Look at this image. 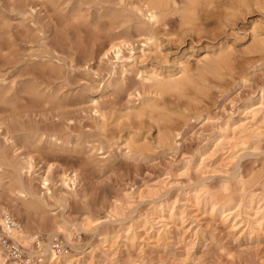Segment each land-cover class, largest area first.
Instances as JSON below:
<instances>
[{
	"label": "rangeland",
	"instance_id": "374dc122",
	"mask_svg": "<svg viewBox=\"0 0 264 264\" xmlns=\"http://www.w3.org/2000/svg\"><path fill=\"white\" fill-rule=\"evenodd\" d=\"M141 1L0 0V14L9 18L15 41L14 46L6 45L0 52L5 88L21 92L37 84L51 95L46 102L23 94L26 104L22 103L18 112L0 105V145L15 162L31 161L32 173L24 180L40 195H46L48 213L25 212L4 190H0V205L7 211L11 206L18 224L35 226L45 221L53 226L55 218L79 224L86 214L98 220L97 232L108 227L113 236H120L104 248L96 233L83 229L74 235L71 246L59 238L55 252L77 250L71 264H264V225L250 234L241 218H236L235 226L232 218L212 217L208 208L198 206L188 196L196 184L221 193L226 183L238 192L240 179L252 183V191L264 194V109L254 127L247 126L251 131L242 134L243 141L257 142L252 148L247 145L234 154L229 148L218 149L210 143L211 135L231 117L236 121L241 118V108L249 99H254L256 108L259 106L264 90V51L253 53L250 49L256 42L255 25L264 39V7H257L253 0L241 5L239 0H222L225 6L202 16L199 27L183 24L174 12L167 19L168 27L156 29L159 43L149 46L145 34L137 29L139 21L133 11ZM177 3L181 9L187 0ZM114 11H125L131 23L113 19ZM115 40L128 43L120 59L114 57L110 62L104 55ZM224 44L233 48V66L237 68H224L217 78L208 74L207 83L202 84L196 67L201 66L206 48L214 46L216 50ZM180 61L190 64L203 90L190 86L187 94H174L177 101L172 103L165 95L169 102L164 105L167 114H163L170 120L159 123L161 127L145 119L141 125L132 123V128L123 117L128 108L139 103L137 91L146 89L142 72L153 66L178 73ZM113 64H117L119 76L112 78L109 72ZM123 65L128 70L125 76L120 74ZM98 109L105 112L106 124ZM13 124L33 132L56 133L60 142L69 139L70 144L57 149L45 138V144L30 145L22 138L23 130L8 142L6 130ZM105 128L113 146L108 143L99 150ZM160 130L169 136L167 143ZM201 159L205 161L200 166ZM187 164L189 168H185ZM45 177L50 180L48 193L42 184ZM162 180L166 183L158 184ZM154 183L163 200L170 204L179 201L178 217L166 215L168 222L161 239L142 225L128 237L124 232L129 218L138 223L151 212L148 202L125 207L120 218L123 227L118 222L105 225L111 221L108 213L114 203ZM46 234L42 238L48 242ZM14 258L21 262L27 255Z\"/></svg>",
	"mask_w": 264,
	"mask_h": 264
},
{
	"label": "bare ground",
	"instance_id": "6f19581e",
	"mask_svg": "<svg viewBox=\"0 0 264 264\" xmlns=\"http://www.w3.org/2000/svg\"><path fill=\"white\" fill-rule=\"evenodd\" d=\"M253 1L255 4H257V7L259 5L264 7V0ZM242 3L245 4L247 3V1L239 0V4L241 5ZM177 6V0H142L141 5L133 10L135 15L137 16V21H139L137 29L138 31L143 32L146 36V45H157L158 37L156 36V29L160 27H168L167 25L169 24H167V19L172 13H178L183 24L188 26H196L198 22L202 21V16H206L215 12L217 13V11L221 10L222 7L225 5L224 3H222V0H187V4L184 8L180 9ZM249 10L250 8L248 9V11ZM112 17L113 19H121L124 24L131 23L130 17L125 11H114L112 13ZM8 19L9 18L7 16H3V14H0V52L4 51L6 45L7 47L8 45H15L11 27L7 23ZM197 27L199 26L197 25ZM259 30V26L255 25L253 33L256 38V42L250 49V51L253 53H263L264 51V39L261 38L262 33H260ZM125 42L117 40L113 41L111 44L112 46L106 51L104 56L108 57V60L110 62L114 57L120 59V55L122 54L124 47L128 43ZM215 48L216 47L214 46L207 47L206 56L201 61V66L196 67L198 68L197 74L199 80L202 81V84L205 82L207 83L208 74H211L217 78L221 76V71L224 70V68H237L233 66L232 56L234 50L232 47L224 44L220 45L216 50ZM176 66L179 70L178 73L173 72V69L171 68H156L153 66H151L147 72L145 71V73L141 71L143 75L142 81H144V88L146 89L143 92L137 91V95H135V97L138 98L139 103H135L134 106L128 108V111L123 117L125 118L128 124L131 123V127L133 126L132 123H139L140 125L142 123H145V119L150 120V122L154 124L161 123L163 120L166 119H164L165 113L163 114V112L165 111V103L168 101V99L171 103L177 101V99L173 98L174 94L185 95L188 93V87L193 85L194 88L195 86H197L199 87V90H203L201 88V86L203 85H200L199 80L197 81L195 79L196 75L192 74L194 72H192V67H190V64L188 62L180 61L177 63ZM1 72L2 71L0 68V105H2L5 109L10 110L12 112H16L18 109H20L21 104L25 103L26 99L22 96L23 94L29 97H33L34 99L46 100V102L51 99L50 92L47 91V93H44V91L40 89L39 85L37 84H32L21 92H15L13 90L5 88V79ZM127 72L128 70L125 68V65H123L122 72L120 74L125 76ZM109 73L112 78L115 76L117 77V64H113L111 66ZM208 83L212 82L208 81ZM197 87L194 89L195 91H199L196 90ZM190 88L192 89V87ZM146 94H148L149 97H144V95ZM165 95H169L170 97L167 99ZM253 100V98L249 99L242 106L241 118L238 121H236L234 117H231L223 127L217 129L211 135L210 143H213V145L218 149L229 148V150H232V153L234 154L236 153V150L238 151V149H245L247 145H249V147L247 148H252L253 145L257 144V142H252L249 139L243 141L242 134L251 131L250 128L247 127L248 125L254 127L255 123L258 122V116L264 109V90H262L261 92V96L259 98V106L257 105V108L256 105L253 103ZM97 112L100 113V117L104 118L103 122L105 123V112L101 109H98ZM247 121H249V123H245ZM118 122V125H120V120ZM240 122L242 124H240ZM161 124L159 125L162 127ZM140 127L141 126H139V128ZM129 128L130 127H128V129ZM22 130L25 131L22 138L27 144L30 145L45 144V138H49V143L57 149L64 148L67 142V145L70 144L69 139L60 142L61 138L56 133L49 134L46 132L39 131L33 132L32 130L24 129L23 127L19 128L15 124L8 125L7 127L6 137L8 138V142L10 140H14L15 134ZM125 130L126 128L124 129V131ZM119 132L120 131H118V133ZM163 132L165 131L161 132V136L164 135ZM120 133L119 135H121ZM102 136L103 139L99 145V150H104L105 145L109 143L107 128L103 129ZM163 138L164 137H161L162 141L165 140ZM130 139L135 141L134 137H131ZM167 139L168 140L163 142L167 143V141H169V136ZM109 144L111 147L113 146L111 145V143ZM138 148L137 150H140ZM128 149L132 150L129 145ZM256 149H258V146ZM201 160L202 163L199 164L200 166L204 163L205 159ZM185 168H189V165L187 164ZM32 169L33 165L31 161L27 160L22 162H15L12 156L7 152L6 148L0 145V190L7 191L9 194L13 195L16 198V202L21 203V205L25 209V212H28L29 214L36 213L45 215L48 213V205L45 201L46 195H40L35 189H33L30 183L24 180L27 174L31 175ZM169 177L170 176L168 175L167 179ZM30 178L31 177H29L27 180H29ZM255 179H257V176ZM165 181L162 180L158 184L166 183ZM73 182L75 183V181ZM42 184L46 189L47 193L50 192V180L47 177L42 179ZM251 184L240 179V188L238 192H234L233 189H231L230 187L231 184L229 185L225 183L221 187V193H213L207 185L196 184L191 187L192 190L190 191V195L188 196L194 202H196L198 206L200 205L204 208H208V212L212 217L220 216L223 217V219L226 221L232 218V221L235 220V226L238 222L236 218H241L240 222L244 223L247 228V231L251 234L252 232H255L256 229H262L264 225V194H258L252 191V186H250ZM156 186L157 183L151 185L147 184L146 188L143 190L138 189L136 192L134 191L133 193L126 194L125 199L119 204L117 202L114 203L108 213V218L111 221L105 223V225L110 226L109 224H114L118 222L123 227L124 222L121 221L120 218L124 216V208L129 207L128 205L132 204L133 202H148L149 205H152V207L149 209V211L151 212L149 214L146 213L147 215H143L138 223L135 222L134 218L131 219L128 217L131 221L128 223L129 225L124 230V232L128 237L130 235V232H133L135 228H138L139 225H142V227L145 228L146 231H150V234H153L155 238L161 239L163 233L166 231L165 227L168 222L166 220V215L170 219H176L178 217V211L176 212V210H179V208L176 204L179 201L177 200L174 203L170 204L168 201L163 200L162 198L164 196L162 197L160 189L156 188ZM10 207L7 211L3 206L0 205V226L3 230V236L8 238L7 241H3L0 237V264H71L75 258V253L77 250L73 247V253L64 252L62 254H58L54 251L55 241H59V238H61L63 239L64 243H67L71 246L74 235H76L79 230L82 229L86 230L87 232L96 233V236L100 237V245L102 246V248L106 247L108 243H114V240L120 237L118 234L113 236L112 231L108 227H106L101 232H97V230L99 229V225H96L98 220H94L90 215L86 214L82 215L83 218L79 224H71L65 219H62L61 221H56V218L55 224H53V226H50L45 221H42L40 224L35 226L30 224H18L14 220V212ZM156 220H158V222ZM44 232L47 233L46 235L48 236V242L43 241L44 239L42 238V234ZM10 239L13 241H11ZM13 247H15L17 253H14L12 249ZM104 252H107V250H104ZM23 254L27 255L26 260L21 262L15 260L14 257H22L23 259Z\"/></svg>",
	"mask_w": 264,
	"mask_h": 264
},
{
	"label": "built area",
	"instance_id": "2783aa9c",
	"mask_svg": "<svg viewBox=\"0 0 264 264\" xmlns=\"http://www.w3.org/2000/svg\"><path fill=\"white\" fill-rule=\"evenodd\" d=\"M0 237H1V239L3 241H5V240L7 241L8 240V238H6L5 236H3V230L1 228V226H0ZM12 249H13L14 253H17V250L15 249V247H13Z\"/></svg>",
	"mask_w": 264,
	"mask_h": 264
}]
</instances>
